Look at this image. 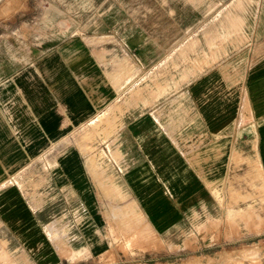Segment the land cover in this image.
I'll list each match as a JSON object with an SVG mask.
<instances>
[{
  "label": "rangeland",
  "instance_id": "obj_1",
  "mask_svg": "<svg viewBox=\"0 0 264 264\" xmlns=\"http://www.w3.org/2000/svg\"><path fill=\"white\" fill-rule=\"evenodd\" d=\"M262 4L264 0H0V58L14 57L19 47L34 58L75 45L73 57L90 55L107 72L112 92L102 109L66 133L54 149V162L69 150L79 153L93 181L95 208L46 176L44 187L29 183L26 195L34 198L31 211L41 222L51 257L36 258L0 219V264H264V185L254 172V148L249 157L250 147H235L218 179L219 193L213 194L211 178H204L208 192L203 203L183 210L182 224L165 227L153 225L124 187L123 147L116 143L117 129L133 107L174 105L187 82L235 53L225 47L243 26L236 12H255ZM138 25L150 27L152 37L166 45L149 51L152 59L146 64H138L131 50L133 37L140 36ZM217 42L220 48L215 49ZM44 157L48 171L53 161H47V152ZM10 181L27 190L25 179ZM37 187L38 193L44 191L40 203ZM131 237L137 240L129 243Z\"/></svg>",
  "mask_w": 264,
  "mask_h": 264
},
{
  "label": "crops",
  "instance_id": "obj_2",
  "mask_svg": "<svg viewBox=\"0 0 264 264\" xmlns=\"http://www.w3.org/2000/svg\"><path fill=\"white\" fill-rule=\"evenodd\" d=\"M236 16L243 18L242 29L225 47L235 53L187 82L174 105L133 107L117 129L126 168L122 183L155 226L182 224V211L203 203L208 192L204 178H211V192L218 194L225 159L235 147H250L249 157L254 148L264 169V6ZM136 29L140 36L133 37L131 50L138 64H146L152 59L149 51L166 45L152 37L150 27ZM74 46L34 58L19 47L14 57L0 58V219L36 258L51 255L41 222L31 211L34 198L26 195L29 183L44 187L46 176L95 208L93 181L79 153L69 150L54 162V149L65 134L112 99L107 72L90 55L73 57ZM46 152L47 161H53L48 171ZM16 177L25 179L27 190L8 183ZM38 187L35 199L40 203L44 191L38 193Z\"/></svg>",
  "mask_w": 264,
  "mask_h": 264
},
{
  "label": "bare ground",
  "instance_id": "obj_3",
  "mask_svg": "<svg viewBox=\"0 0 264 264\" xmlns=\"http://www.w3.org/2000/svg\"><path fill=\"white\" fill-rule=\"evenodd\" d=\"M252 159V158H251ZM253 161L254 162H256V166H255V169H254V172H256L257 173V175H258V177L261 179V181H262V184L264 185V169H263V167H262V165L260 164V162L258 161V157L257 156H255L254 158H253ZM259 162V163H258ZM235 164V163H234ZM254 167V166H253ZM252 167V168H253ZM250 168V167H249ZM250 172H251V168H250ZM250 172H248L249 174H250ZM249 186V185H248ZM249 206H251L250 204H249ZM239 208H237L236 209V211L238 210ZM240 209L241 210H244V209H246L245 208V206H241L240 207ZM246 213H248V212H246ZM235 217H237V215L235 216ZM242 217V216H241ZM146 233V232H145ZM137 234V233H136ZM135 236H137L138 237V235H135ZM137 237H134V239L132 238V239H130L129 240V243H131L132 241H136L137 240Z\"/></svg>",
  "mask_w": 264,
  "mask_h": 264
}]
</instances>
